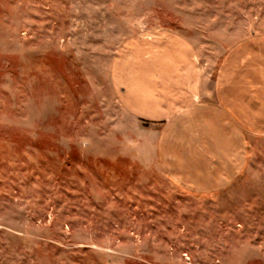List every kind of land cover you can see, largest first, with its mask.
Returning a JSON list of instances; mask_svg holds the SVG:
<instances>
[{
    "label": "rangeland",
    "instance_id": "374dc122",
    "mask_svg": "<svg viewBox=\"0 0 264 264\" xmlns=\"http://www.w3.org/2000/svg\"><path fill=\"white\" fill-rule=\"evenodd\" d=\"M235 49L264 60V0H0V264H264V133L162 134L122 97Z\"/></svg>",
    "mask_w": 264,
    "mask_h": 264
},
{
    "label": "crops",
    "instance_id": "0c3cea01",
    "mask_svg": "<svg viewBox=\"0 0 264 264\" xmlns=\"http://www.w3.org/2000/svg\"><path fill=\"white\" fill-rule=\"evenodd\" d=\"M232 57L235 60L221 61L213 85L201 60H146L151 67L144 70L150 72L151 79L136 72L131 89L122 97L134 103L135 113L162 134L178 128H220V134L213 133L219 140L207 141L219 144L225 138L235 144V128L264 133V60L240 55L239 49ZM132 98L136 101L131 102ZM171 159L169 154L162 158L167 164ZM208 159L215 161L218 156L215 153Z\"/></svg>",
    "mask_w": 264,
    "mask_h": 264
}]
</instances>
